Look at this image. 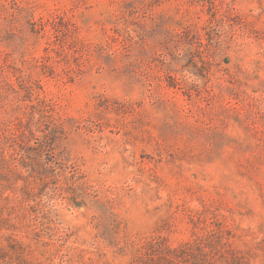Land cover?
I'll return each mask as SVG.
<instances>
[{
	"label": "rangeland",
	"instance_id": "obj_1",
	"mask_svg": "<svg viewBox=\"0 0 264 264\" xmlns=\"http://www.w3.org/2000/svg\"><path fill=\"white\" fill-rule=\"evenodd\" d=\"M0 264H264V0H0Z\"/></svg>",
	"mask_w": 264,
	"mask_h": 264
}]
</instances>
